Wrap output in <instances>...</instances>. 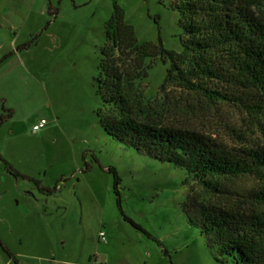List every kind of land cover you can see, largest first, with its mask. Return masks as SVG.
<instances>
[{"label":"rangeland","instance_id":"1","mask_svg":"<svg viewBox=\"0 0 264 264\" xmlns=\"http://www.w3.org/2000/svg\"><path fill=\"white\" fill-rule=\"evenodd\" d=\"M112 2L0 0V243L12 255L0 244V264H218L183 212L184 170L138 154L101 127L94 79ZM115 2L138 43L156 44L159 36L166 50L180 51L168 0ZM167 66L153 61L139 85L166 122L228 147L254 139L245 115L175 87L162 93ZM40 120L45 126L33 132ZM108 167L120 179L119 197ZM14 172L57 184L56 191L43 195Z\"/></svg>","mask_w":264,"mask_h":264},{"label":"trees","instance_id":"2","mask_svg":"<svg viewBox=\"0 0 264 264\" xmlns=\"http://www.w3.org/2000/svg\"><path fill=\"white\" fill-rule=\"evenodd\" d=\"M168 2L179 18L178 52L166 50L159 36L156 44L138 43L113 0L94 79L101 101L99 122L123 146L184 170L182 184L188 195L183 212L218 264H264V0ZM155 60L168 65L162 93L175 87L209 106L245 115L254 139L242 136L238 144L228 147L166 122L163 109L145 100L139 86ZM106 171L112 174L119 197L120 179L114 168ZM14 174L33 181L43 195L56 191L57 184L47 188ZM242 178L252 182L248 189L236 187ZM123 218L146 234L131 219Z\"/></svg>","mask_w":264,"mask_h":264},{"label":"built area","instance_id":"3","mask_svg":"<svg viewBox=\"0 0 264 264\" xmlns=\"http://www.w3.org/2000/svg\"><path fill=\"white\" fill-rule=\"evenodd\" d=\"M45 124H46V122H45L44 120H40V121L38 122V124H36V125H34V126L32 127V131H33V132H36V131L40 130L41 128H43V127L45 126ZM99 237H100L102 240H104V235H103L102 233L99 234Z\"/></svg>","mask_w":264,"mask_h":264}]
</instances>
